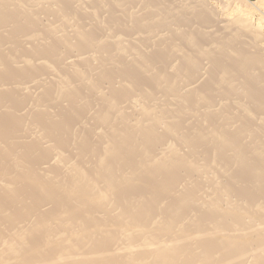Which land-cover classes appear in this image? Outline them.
<instances>
[{
    "label": "bare ground",
    "instance_id": "6f19581e",
    "mask_svg": "<svg viewBox=\"0 0 264 264\" xmlns=\"http://www.w3.org/2000/svg\"><path fill=\"white\" fill-rule=\"evenodd\" d=\"M211 5L0 0V264H264L262 25Z\"/></svg>",
    "mask_w": 264,
    "mask_h": 264
},
{
    "label": "rangeland",
    "instance_id": "374dc122",
    "mask_svg": "<svg viewBox=\"0 0 264 264\" xmlns=\"http://www.w3.org/2000/svg\"><path fill=\"white\" fill-rule=\"evenodd\" d=\"M207 2H208V4H213V5H211L212 7H214L215 5H217L216 7H214L215 9H217L218 8V10H220L219 11V13H221L220 15H221V18H222V16H223V18L225 17V18H230L229 20H233L234 18H235V16H241V15H247L246 17H249L248 19L250 20V22H251V24L252 25H256V26H258L259 24H261L262 26H260L261 27V30H262V35H263V38H264V17L263 16H261V17H263V18H261L260 16H259V14H257V12H255V11H251V10H254V9H250V8H246V9H244V12H239V11H237V8H238V6H240V2H239V0H206ZM251 3H255L256 4V6H258L260 9L261 8H263L262 10H264V0L262 1V4H261V0H260V3H259V0H249ZM257 2V3H256ZM215 3V4H214ZM217 3V4H216ZM221 5L220 6V8H222V9H220L219 8V5ZM228 5L226 8L224 7L225 5ZM238 4V5H237ZM258 4V5H257ZM225 8V9H224ZM226 9H228V10H226ZM222 10H225V12L224 11H222ZM232 10V11H231ZM247 11V12H246ZM231 12V13H230ZM228 13H229V16H228ZM244 13V14H243ZM247 13V14H246ZM223 14V15H222ZM226 16H228V17H226ZM231 16V17H230ZM232 16H233V18H232ZM262 19V20H261ZM264 42H262V44H263Z\"/></svg>",
    "mask_w": 264,
    "mask_h": 264
}]
</instances>
